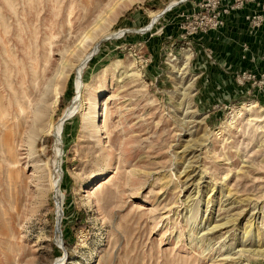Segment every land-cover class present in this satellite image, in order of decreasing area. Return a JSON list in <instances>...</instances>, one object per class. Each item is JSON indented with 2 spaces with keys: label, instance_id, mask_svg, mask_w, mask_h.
<instances>
[{
  "label": "rangeland",
  "instance_id": "374dc122",
  "mask_svg": "<svg viewBox=\"0 0 264 264\" xmlns=\"http://www.w3.org/2000/svg\"><path fill=\"white\" fill-rule=\"evenodd\" d=\"M206 2L0 0V264H264V0Z\"/></svg>",
  "mask_w": 264,
  "mask_h": 264
},
{
  "label": "bare ground",
  "instance_id": "6f19581e",
  "mask_svg": "<svg viewBox=\"0 0 264 264\" xmlns=\"http://www.w3.org/2000/svg\"><path fill=\"white\" fill-rule=\"evenodd\" d=\"M157 17V14L155 16V18ZM187 56H190L189 53H187ZM85 62L81 63V66L84 65ZM114 67H117V63L115 62L113 64ZM183 67V66H182ZM82 68V67H81ZM80 69V67H79ZM180 76V75H179ZM182 76V75H181ZM120 78V77H119ZM100 85V84H99ZM46 87V86H45ZM75 88H76V92H75V97L72 99L71 104L68 106V108L64 111L63 115L58 119L57 124L55 126L56 131H55V146H54V161L53 164L55 166V173L53 174V176L50 177V185H51V190L53 193V198L55 201V206L57 208V219L59 220L60 217L62 216L63 212H62V200H63V194L60 190V186H59V181L57 179V175L59 173V168H60V160H61V142H60V135H59V131L60 128L62 126V120L63 117H67L70 118L72 117L75 113L78 112L80 105H87V112L85 113V116L88 117V122H89V126H91L93 128L94 131H99V132H103L105 130V125H101L100 123L97 122L99 115H100V109H99V101L98 99H94L93 101L90 98H86L85 97V90L83 89V85H82V80L79 76V74L76 77L75 80ZM91 88V93L92 95L96 94L97 91L95 88H92L91 86L88 88ZM46 89V88H45ZM99 94V93H98ZM44 95V94H43ZM52 95L54 96V90L52 91ZM52 96V98H53ZM108 99H111V95H109L106 99L105 102L101 103V104H105L106 106V102ZM52 100V99H51ZM39 103V102H37ZM54 104V99L52 101H50V105L49 107H51V105ZM20 108V107H19ZM30 109V108H29ZM33 111V110H32ZM189 111V110H188ZM22 112V111H21ZM34 120H33V124L38 123V127L36 128L37 131H40V133L43 130V119H42V114L41 112H39V110L34 112ZM87 122V121H86ZM46 124V123H45ZM33 134H35L33 132ZM26 137V136H25ZM191 139H188L187 141H185L184 145L182 146V149L180 151L181 153V158H185L187 155H189L190 153H192L193 151L196 150V147L193 145V142H190ZM198 143V142H197ZM196 143V144H197ZM26 145V144H25ZM195 171V167L194 165H192L191 163H189L188 161L183 165V169L179 172L180 177L183 178V188L185 190H188L191 186H193V182L190 181L192 179V173ZM194 177V176H193ZM110 181V179H105L102 183L106 184ZM102 184H99L98 187H101ZM92 193L94 191H91ZM228 192V191H227ZM227 195V194H226ZM234 196V195H233ZM236 196V195H235ZM231 199L233 201H236L235 198L231 197ZM232 202V201H230ZM234 205V204H233ZM225 223V222H224ZM223 223V224H224ZM224 226V225H222ZM221 227V224H217L212 226V228L207 227L205 229V232H211V230H214L215 228ZM209 228V229H208ZM204 232V233H205ZM62 240H58V244L60 246H62L63 251L65 250L62 242ZM233 258V257H232ZM231 256L229 254H225L222 257V260H224V264L228 263L229 261H231ZM65 263V257H64V253L59 256L58 259H56L54 262H52L51 264H64ZM231 264V263H230ZM232 264H240L239 259H237L234 263Z\"/></svg>",
  "mask_w": 264,
  "mask_h": 264
},
{
  "label": "built area",
  "instance_id": "2783aa9c",
  "mask_svg": "<svg viewBox=\"0 0 264 264\" xmlns=\"http://www.w3.org/2000/svg\"><path fill=\"white\" fill-rule=\"evenodd\" d=\"M218 3H219V0H208V2H206L205 4L204 9L207 10L208 12H213L214 8L217 6Z\"/></svg>",
  "mask_w": 264,
  "mask_h": 264
},
{
  "label": "water",
  "instance_id": "95a60500",
  "mask_svg": "<svg viewBox=\"0 0 264 264\" xmlns=\"http://www.w3.org/2000/svg\"><path fill=\"white\" fill-rule=\"evenodd\" d=\"M162 13H163V12H162ZM158 17H159V16H158ZM158 17H157V18H158ZM154 22H155V21L152 20V21L150 22V24H149V27H151V26L153 25ZM143 31H144V30H143ZM96 48H97V44L95 45V48H94V49L96 50ZM66 119H67V117H63L62 123H63ZM59 223H60V219H59V221H58V220L56 221V225H55V228H56V229H55V231H59V232H60V230H59ZM60 239H61V237H60ZM66 254H67V253H66V251H65V253H64V257H65V258H66Z\"/></svg>",
  "mask_w": 264,
  "mask_h": 264
},
{
  "label": "trees",
  "instance_id": "16d2710c",
  "mask_svg": "<svg viewBox=\"0 0 264 264\" xmlns=\"http://www.w3.org/2000/svg\"><path fill=\"white\" fill-rule=\"evenodd\" d=\"M122 20V18H120L118 21L120 22Z\"/></svg>",
  "mask_w": 264,
  "mask_h": 264
}]
</instances>
